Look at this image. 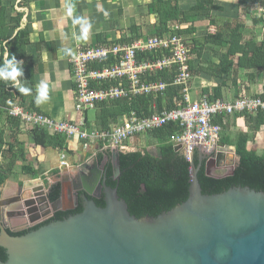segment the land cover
<instances>
[{"label": "trees", "instance_id": "trees-1", "mask_svg": "<svg viewBox=\"0 0 264 264\" xmlns=\"http://www.w3.org/2000/svg\"><path fill=\"white\" fill-rule=\"evenodd\" d=\"M186 1H192L193 4L182 7L183 2ZM235 1L236 14L239 11L235 19L221 16L220 13L228 12V10L216 4V0H150L147 4L149 14H152L155 19L153 27L150 26V34H148L150 36H163L173 33L182 36L191 57L189 60L191 75L204 73L222 79L217 86L212 88V96H208L210 99L223 97L222 89L227 86L228 80L234 86L236 82L238 83V79L236 81L238 68L250 71L246 78L259 77L262 80L264 76V0ZM253 9L260 10L257 16H251L250 26L251 29L257 24L262 26L259 41H255L253 37L243 38L245 33L250 32L244 28L245 16ZM11 11H14L13 4L6 0H0V70L3 69L5 60H11L13 56H15L19 67L23 69V63L20 60L24 57V47L28 43L26 28H19L22 13L14 11L15 13L12 15ZM7 12H10V14L7 15ZM214 12L217 13V16ZM201 19H207L210 25L217 28L214 33L205 34L202 43L198 38L193 37L198 29L196 22ZM233 19L236 21L238 19V21L230 24ZM217 20H220V24ZM175 25H178L179 28L173 30ZM15 29L18 30L13 34ZM128 32V37L121 40L122 43L131 42L142 36L140 26L137 25L129 27ZM205 48L215 53L217 60L209 59L203 65L199 64L195 67V59L202 57ZM223 50L225 51L223 52ZM234 58H236L235 62ZM172 75V71L164 70L153 74L151 79H160L170 83ZM27 79L28 77L24 76V70L23 75L16 78L17 81ZM13 84L12 80L0 77V122L5 116L12 127L10 129V141H6L4 129L2 125L0 126V185L15 173L13 172L14 167L18 161L25 160L27 150L24 142L17 140L15 128H18L21 122L17 118L5 115L3 109L8 99L9 105H21L23 101L22 93ZM94 86L100 87L103 84ZM10 88L13 93L9 92L8 89ZM200 91L207 94L209 89L202 88ZM235 95L234 98L244 96L237 92ZM251 96L264 99V85L260 93ZM184 104L185 101L179 94V87L171 84L168 85L163 95L155 97L143 95L130 100L120 99L100 102L95 108V128L107 130L112 122L117 121L119 116L129 115L132 111L139 117H146L154 112L155 108L159 110L165 106L166 109H170ZM230 117L235 122L240 119L247 130L244 132L239 131L235 136L225 134L224 129L227 127L226 123ZM84 120L86 121V118ZM212 120L213 123L221 126L222 131L220 132L219 141L235 147L238 162L236 167L232 169L231 174L214 176L206 174L205 160H202L197 172V179L202 193H220L232 186H247L254 190L264 191V151L257 154L248 148L250 138L264 126V110L220 115ZM26 127L32 133L34 145L43 148L49 147L58 151L67 149V138L64 135L52 134L45 128L30 124ZM181 130L182 128L177 122H169L159 128L145 132L144 135L147 141H153L156 150L146 147L143 150L122 152L117 147H107L96 153L99 164L103 163L105 183L116 188L118 196L125 201L127 210L131 215L137 218L156 216L186 200L190 186V161L186 160L181 150H175V142L173 141V138ZM81 142L82 144L87 143V141ZM97 146V148H100L101 144L98 143ZM193 163L196 166L200 164L198 150L194 152ZM21 169L22 171H28L22 173L29 175L31 178L37 175V172H33L27 166L23 165ZM52 173L57 175L59 172L53 170ZM59 194L60 182L55 181L48 188L49 201H55ZM94 200L98 206L104 205L103 199ZM81 210V200L78 199V205L72 210L56 211L53 217L45 219L29 229L18 232L8 231V233L15 236L22 235L52 220L63 219L71 214L79 213ZM6 258V250L0 246V259L5 261Z\"/></svg>", "mask_w": 264, "mask_h": 264}, {"label": "water", "instance_id": "water-1", "mask_svg": "<svg viewBox=\"0 0 264 264\" xmlns=\"http://www.w3.org/2000/svg\"><path fill=\"white\" fill-rule=\"evenodd\" d=\"M196 150L197 166L193 163ZM215 151L232 156L236 167L235 147L219 140L212 150L206 146L183 149L190 161L189 194L156 216L131 215L116 188L102 179L103 163L95 155L92 169L86 162L76 165L77 172H70L73 166L60 167L59 176L50 178L48 184L60 182L59 197L52 202L47 196L49 187L40 178L24 182L31 189L5 181L0 185V246L7 258L0 259V264H264V191L232 186L220 193H202L197 172L201 161ZM205 171L214 176L232 173L230 167L206 166ZM66 185L72 189L67 206L62 205L70 193ZM92 185L102 193L103 206L95 203L100 193L93 195ZM78 199L79 213L22 235L8 233L28 229L56 211L72 210ZM41 203L44 210L39 208Z\"/></svg>", "mask_w": 264, "mask_h": 264}, {"label": "built area", "instance_id": "built-area-1", "mask_svg": "<svg viewBox=\"0 0 264 264\" xmlns=\"http://www.w3.org/2000/svg\"><path fill=\"white\" fill-rule=\"evenodd\" d=\"M178 28L175 25L173 30ZM190 58L184 38L173 33L141 36L128 43L79 47L69 60L76 112L95 109L100 102L163 95L170 84L179 87V94L185 101L177 108H155L146 117H139L132 111L129 115L119 116L107 130L88 127L84 119L57 120L41 112L27 110L20 104L9 105V99L3 109L8 117L17 118L24 125L42 127L67 139L77 137L81 141L100 143V150L117 147L125 152V142L129 139L169 122H177L182 128L173 138L175 146H181V151L196 146L212 150L221 132V126L213 123L214 117L264 110V99L248 95L210 99L208 94H202L191 100L189 90L193 76ZM164 70L173 72L170 83L151 79L153 74ZM96 84L103 86L96 87ZM8 90L13 93L11 88ZM62 164L66 165V162Z\"/></svg>", "mask_w": 264, "mask_h": 264}, {"label": "crops", "instance_id": "crops-1", "mask_svg": "<svg viewBox=\"0 0 264 264\" xmlns=\"http://www.w3.org/2000/svg\"><path fill=\"white\" fill-rule=\"evenodd\" d=\"M149 2L150 0L147 3ZM217 3L223 9L228 10V12L220 13L221 16L230 17L231 14L228 13L232 12L231 7L225 6V2L224 4ZM235 3L236 1L233 0L232 6ZM18 5L19 7H15L14 11L22 13L19 28H26L28 39L24 47V57L20 60L23 63L24 76L26 75L28 79L18 82L19 86L30 90L28 94L22 93L21 105L27 110L41 112L57 120L78 121L86 118V126L95 127L94 115L90 116L88 110L81 113L74 109L73 80L69 60L79 47L121 42L128 37L129 27L134 24L140 26L141 20L147 21L151 14L148 10L140 14L137 0H20ZM14 11H11L12 15ZM236 15L232 17L235 19ZM154 21L151 19L149 23L148 20L147 26L153 27ZM202 22L209 25L207 19H201L196 22V26H201ZM247 23L246 20L244 28L249 30L250 23ZM16 30L18 29H15L13 34ZM197 65L199 64H195V67ZM221 81L222 79L204 73L193 76L190 90L192 85L197 93L191 100H196L202 94H206L200 91L202 88H208L207 94L212 96V88ZM243 81V78L238 79L239 88L237 90L228 80L227 86L222 89L223 97L221 98L225 95L233 97L236 92L244 96L260 93L264 85V76L262 80L256 77L252 82H245V86ZM41 82L47 85L48 99L37 105L35 102L38 95L37 88ZM239 121L241 120L237 119L236 123L239 124ZM1 125L4 129L5 140L10 141L12 127L5 116L0 122ZM15 129L17 140L24 142L27 150L25 160L18 161L14 167L13 172L15 173L11 177H16V180L9 178L6 181L21 187H24V182L33 178H40L45 186V176L53 170L59 172L63 161L67 166H73L70 172H77L76 165H80L86 159L89 160L97 150V143L85 142L83 145L77 137L67 139V149L63 151L49 147L43 148L34 145L32 133L26 125L21 123ZM23 165L37 172V175L32 178L25 177L27 174L22 172L28 171H22ZM26 185L28 186V183ZM24 188L31 189V187Z\"/></svg>", "mask_w": 264, "mask_h": 264}, {"label": "rangeland", "instance_id": "rangeland-1", "mask_svg": "<svg viewBox=\"0 0 264 264\" xmlns=\"http://www.w3.org/2000/svg\"><path fill=\"white\" fill-rule=\"evenodd\" d=\"M6 1H8V2H10V3H12L13 4V8H15V7H19V3H20V0H6ZM232 1L233 0H217V2H221L222 4H224V2H225V6L226 5H229V7H231V9H232V12L231 13H228V14H231V18H233L232 16H235L236 15V6L234 5V6H232L233 4H232ZM137 2L139 3V10H140V14L142 13V12H144L145 13V11L147 10L146 9V4H148L147 2H148V0H137ZM191 4H193V2L192 1H190V2H183V4H182V7H185V6H189V5H191ZM216 4H218L219 5V3H216ZM9 8H10V6H9ZM8 8V9H9ZM240 10V9H239ZM147 12V11H146ZM239 12V11H238ZM238 12H237V14H238ZM260 12V10H257L256 11V9H253L252 10V12H249L248 13V15H246L245 16V20H247L248 21V23H250V26H251V16L253 17V16H257L258 15V13ZM215 13V12H214ZM10 14V12H7V15H9ZM152 14L150 15V17H149V19H147V21L146 20H144L143 21V19L141 20V22H140V32L142 33V36H150L149 34H150V29H151V27L149 26H147V24H148V20H149V23H150V20L152 19L153 21H154V17L152 16ZM215 16H217L216 14H215ZM146 18H147V16H146ZM240 18V17H239ZM253 19V18H252ZM218 21V23L220 24V20H217ZM237 21H238V19H237ZM236 20H231V22H230V24L231 23H236L237 22ZM155 22V21H154ZM136 23V22H135ZM152 23V22H151ZM247 23V24H248ZM134 25H136V24H134ZM146 27H147V30H146ZM197 30H196V32H195V34L193 35V37H196V38H198V40L202 43L204 40V37H205V34H208V33H214L215 31H216V27L215 26H213V25H205V23H203L202 22V24H201V26L200 25H198L197 26ZM262 27L259 25V24H257L256 25V27H254V30L253 29H251V27H250V29H249V33L247 32V33H245L244 35H245V37H243L244 39H248L249 37L251 38V37H253L254 38V40L255 41H259L260 40V38H261V34H262ZM252 32V33H251ZM149 33V34H148ZM201 39V40H200ZM225 51V50H224ZM223 51V52H224ZM209 59H212V60H216V54L215 53H213L210 49H204L203 50V53H202V57L201 58H198L197 60L195 59V61H194V56H193V61H194V63L195 64H201V65H203L204 64V62L205 61H207V60H209ZM236 58H234V60H235ZM198 61V62H197ZM250 71L249 70H243L242 68H238V71H237V74H236V81H237V79H241V78H243L244 79V81H243V84H244V86H245V82L246 83H249L250 81L252 82L254 79H251V78H246V76H247V74L249 73ZM237 85V86H236ZM235 88L238 90V88H239V84L236 82V84H235ZM192 87V85H191V90L189 91V97L191 98V99H194L195 97V95H196V90ZM225 93V92H224ZM224 95V94H223ZM225 97H227V98H234L235 97V95L233 96V97H230V96H228V95H225ZM224 97V98H225ZM88 114L90 115V116H93L94 114H95V111L93 110V109H89L88 111ZM227 124V127L224 129V131H225V134H229V135H231V136H235V134H237L239 131H245V130H247V127L243 124V122L242 121H239V124H237L236 122H235V120L234 119H232L231 117L228 119V122L226 123ZM221 131H222V129H221ZM252 134V133H251ZM221 136V133L219 134V137ZM126 145H127V150H126V152H129V151H131L132 149H134V150H143L144 148H149V149H151V150H156V146H155V143L153 142V141H150V142H148L147 141V138L145 137V135L143 134V135H138V136H135V137H133V138H131V139H129L127 142H126ZM98 147V146H97ZM248 148H250V149H252L253 151H255L257 154H261L263 151H264V126H262L261 128H260V130L257 132V134H254V136L253 137H251L250 138V140H249V142H248ZM98 152H100V149L99 148H97V150H96V152H94L95 154L96 153H98ZM91 161H92V158H90L89 160H87L86 159V161L84 160L83 162H86V163H91ZM224 168V167H223ZM219 169H222V168H219ZM20 174H21V172H19ZM58 175V174H57ZM57 175H54L52 172H49L48 174H47V176H45L46 178H45V186L46 187H48V184H49V180H50V178H52V177H54V176H57ZM18 176H19V174H18ZM29 175H25V177H28ZM30 177V176H29ZM12 180H16V177L15 178H12V177H10ZM24 178V177H23Z\"/></svg>", "mask_w": 264, "mask_h": 264}, {"label": "flooded vegetation", "instance_id": "flooded-vegetation-1", "mask_svg": "<svg viewBox=\"0 0 264 264\" xmlns=\"http://www.w3.org/2000/svg\"><path fill=\"white\" fill-rule=\"evenodd\" d=\"M95 156H96V154H94ZM232 157V156H231ZM231 157L229 156V155H224V156H220L219 154H217V151H215V152H213L212 154H210V155H208V156H206V158H205V167L207 166V167H211V166H213L214 168H228V167H230L231 169H233V163H232V159H231ZM92 162V161H91ZM88 164V166L90 167V169H92V166H91V163H87ZM62 165H64V164H62ZM65 166V165H64ZM81 170H85L83 167H81L80 168ZM231 172V171H230ZM92 174H94V172H92ZM59 176V175H58ZM104 178V181H105V173H104V171H103V175H102V179ZM58 179H59V177H58ZM59 181V180H58ZM89 184L91 185L92 183H91V181L89 182ZM48 187H50V186H48ZM66 188L70 191V186L69 185H66ZM67 189H66V191H67ZM72 190V189H71ZM92 194L93 195H98L99 193V195H100V197H97V198H94V199H97V200H99V199H102V193L101 192H99V190H97V188H96V186L95 185H92ZM80 192H78L77 194H79ZM47 196H48V192H47ZM65 198L67 199V202H63V204L62 205H65V206H67L68 204H70L71 203V191H70V193L69 192H67L66 194H65ZM78 205V204H77ZM76 205V206H77ZM75 206V207H76ZM74 207V208H75ZM39 208H41L42 210H44L46 207H45V204H43V203H41V204H39ZM73 208V209H74ZM67 211V210H66ZM54 215H52V216H50V217H53ZM8 218V217H7ZM7 218H5V224L6 225H8V219ZM32 226H34V225H32ZM31 226V227H32ZM30 227V228H31ZM27 229V228H26ZM29 229V228H28ZM25 230V229H24Z\"/></svg>", "mask_w": 264, "mask_h": 264}, {"label": "clouds", "instance_id": "clouds-1", "mask_svg": "<svg viewBox=\"0 0 264 264\" xmlns=\"http://www.w3.org/2000/svg\"><path fill=\"white\" fill-rule=\"evenodd\" d=\"M23 75V69L19 67L18 62L15 59V56L12 57L11 60H5L3 69L0 70V77L4 79H10L14 82L13 86L18 87V91L24 94L29 93V89L23 86H19V82L16 80L18 76ZM38 95L36 97V104L39 105L40 103L46 101L48 99L47 95V85L41 82L38 85Z\"/></svg>", "mask_w": 264, "mask_h": 264}]
</instances>
